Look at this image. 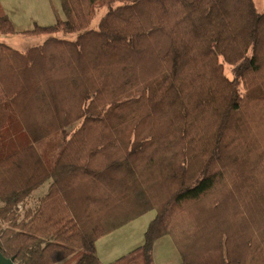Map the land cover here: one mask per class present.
<instances>
[{"label":"trees","instance_id":"16d2710c","mask_svg":"<svg viewBox=\"0 0 264 264\" xmlns=\"http://www.w3.org/2000/svg\"><path fill=\"white\" fill-rule=\"evenodd\" d=\"M59 4L63 18L21 33L40 45L0 42L2 256L100 264L96 242L153 211L142 246L110 264H153L164 237L180 264H264V13L253 0Z\"/></svg>","mask_w":264,"mask_h":264},{"label":"crops","instance_id":"0c3cea01","mask_svg":"<svg viewBox=\"0 0 264 264\" xmlns=\"http://www.w3.org/2000/svg\"><path fill=\"white\" fill-rule=\"evenodd\" d=\"M51 6L50 0H0V7L11 21L13 27L29 18L39 19V11L50 10ZM33 14H38V16ZM41 190L45 191L43 188ZM135 222H137V219L96 242L95 256L100 264H110L142 246L143 243L141 241H143L146 226L145 228H139L134 225ZM152 261L153 264H180L178 254L169 238L164 237L155 242L152 248Z\"/></svg>","mask_w":264,"mask_h":264},{"label":"rangeland","instance_id":"374dc122","mask_svg":"<svg viewBox=\"0 0 264 264\" xmlns=\"http://www.w3.org/2000/svg\"><path fill=\"white\" fill-rule=\"evenodd\" d=\"M255 9L258 13L262 14L264 13V0H253ZM50 4L52 5L50 10L44 9L39 11V19H26L24 22L17 23L16 26H14V30L18 34H12V35H5L0 37V42L3 44L14 48L18 51H24L28 48L38 46L41 44V42L45 39V36L43 35H30V34H21L25 31H30L34 28V25L38 26H50L53 25L56 21V17L53 11L57 12L58 16L63 18L61 12H60V4L59 0H50ZM106 8H96L94 17L91 21V28L95 29L97 28L99 19L106 13ZM34 16H38V14H33ZM75 35L65 36L67 39H74ZM225 76L228 78H231L230 70L228 67L225 68L224 71ZM46 190L45 188H43ZM45 191H38V193L35 192L33 196H30L29 199L26 202V206L28 207H34L35 204H37V199L42 196ZM21 208V207H20ZM18 210H20L18 208ZM155 217V213L153 211H150L140 218L137 219V222H135V226H138L139 228H147V225L153 218ZM135 221V220H134ZM148 222V223H147ZM140 232V230H139ZM143 243V241H141ZM153 262V261H152Z\"/></svg>","mask_w":264,"mask_h":264},{"label":"water","instance_id":"95a60500","mask_svg":"<svg viewBox=\"0 0 264 264\" xmlns=\"http://www.w3.org/2000/svg\"><path fill=\"white\" fill-rule=\"evenodd\" d=\"M0 264H15L14 263V259L13 258H5L4 256H2V254L0 253Z\"/></svg>","mask_w":264,"mask_h":264}]
</instances>
